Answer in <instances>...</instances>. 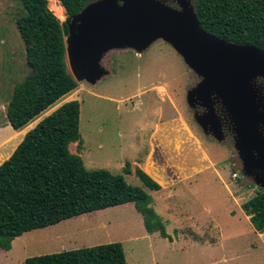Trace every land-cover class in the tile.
Instances as JSON below:
<instances>
[{"label":"rangeland","instance_id":"1","mask_svg":"<svg viewBox=\"0 0 264 264\" xmlns=\"http://www.w3.org/2000/svg\"><path fill=\"white\" fill-rule=\"evenodd\" d=\"M103 1L124 7L135 0H90V4ZM151 1L177 12L195 14L193 0ZM47 8L59 24L66 23L65 10L58 1L47 0ZM22 12L19 0H0V123L5 121L3 110L11 99L14 86L29 73L25 46L16 26V18ZM100 64L107 74L96 85L73 79L77 84L74 93L65 95L46 109L34 119V124L69 100H77L80 102L79 130L83 144L79 150L76 144H70L71 153L80 156L87 170L122 175L129 185L143 189L154 198V192L146 189L134 174H124L123 169L127 164L130 171L141 168V165L133 166L132 161L143 160L148 151V147L144 148L146 131H138L141 124L160 121L156 115L158 107H161L162 115L169 118L175 115L169 106L160 104L154 94L146 91L147 86L157 81H173L167 92L173 96L193 133L202 139L215 165L202 171L197 185L185 187L188 182H183L178 186L183 187L177 191L179 195L166 200L172 199L170 206L173 208H190L200 215L202 222L193 215L191 226L185 223L186 226L181 227L179 225L183 224L172 221L166 223L164 227L169 239H164L158 233H148L142 216L133 203H128L25 232L12 242L9 251H0V264H24L30 257L116 242L122 244L127 264H264V233L254 230L241 207L258 192L264 193V168L262 171L255 168L253 174H247L242 160L236 164L234 155L237 151L226 136L232 130V124L218 100L213 101L214 113L221 123L223 141L217 143L211 134L205 135L196 125L195 116L202 115L207 109L198 101L189 106L186 95L198 86L202 77L163 40H155L140 55L133 50H110ZM67 72L70 73L69 69ZM250 83L257 87L255 105L264 111V78L254 77ZM256 131L264 142V117L256 123ZM144 138L142 147L140 141ZM14 144L7 152H2L4 157ZM170 151L177 155L173 148ZM184 151L188 149L184 148ZM185 155L187 153L182 154ZM253 156L258 160L256 151ZM166 192L169 191L164 190Z\"/></svg>","mask_w":264,"mask_h":264},{"label":"trees","instance_id":"2","mask_svg":"<svg viewBox=\"0 0 264 264\" xmlns=\"http://www.w3.org/2000/svg\"><path fill=\"white\" fill-rule=\"evenodd\" d=\"M70 19L90 0H56ZM16 26L25 46L29 73L12 91L6 121L20 129L65 95L76 82L65 64V24L47 8V0H19ZM200 28L207 34L264 51V0H194ZM69 98V97H68ZM71 99V98H70ZM69 100V99H67ZM66 100V101H67ZM80 103L71 100L41 119L0 165V250L9 251L23 233L107 208L133 203L146 231L169 239L152 198L122 175L87 170L69 146L82 147ZM34 121L30 127L33 126ZM123 173L130 175L127 164ZM134 175L149 191L160 185L140 168ZM254 230L264 233V193L241 205ZM24 264H127L121 243L85 247L25 259Z\"/></svg>","mask_w":264,"mask_h":264},{"label":"water","instance_id":"3","mask_svg":"<svg viewBox=\"0 0 264 264\" xmlns=\"http://www.w3.org/2000/svg\"><path fill=\"white\" fill-rule=\"evenodd\" d=\"M65 24L67 70L75 81L91 85L107 74L100 62L110 50H133L140 55L155 40L172 45L186 65L202 77L198 86L187 92L186 101L189 106L198 101L207 109L195 116L204 134H211L218 142L224 139L214 113L213 101L218 100L237 133L235 148L244 171L253 174L255 168L263 170L264 142L256 123L264 111L255 105L257 87L250 81L257 76L264 78V51L215 38L200 28L196 14L177 12L151 0H135L124 7L105 1L89 3ZM3 112L6 116L8 105Z\"/></svg>","mask_w":264,"mask_h":264},{"label":"crops","instance_id":"4","mask_svg":"<svg viewBox=\"0 0 264 264\" xmlns=\"http://www.w3.org/2000/svg\"><path fill=\"white\" fill-rule=\"evenodd\" d=\"M170 86H173V81L171 83L157 81L151 83L146 88V91L148 90L154 94L160 104L169 106L175 112V115L170 118L167 115H162L160 111L161 107H158L159 110L156 111V115L157 119L161 120L156 121L155 124H148L146 122L141 124L138 131H146V134H143L147 135V145L144 148L148 147V151L143 160H139L138 163L132 161V165L135 167L141 165L140 169L160 185L159 191H151L154 192L155 199L151 196L152 202L150 207L161 218L163 224L172 221L183 224L179 226L184 227L186 225L191 226V222L194 221L193 215L198 216L197 220L200 222H202V218L199 217V214L193 213L190 208L183 209L182 207V210H179L176 207H171L170 201L172 199L166 200V198L177 197L179 195L177 191L183 188L178 186H181L183 182H188L185 187L197 185L202 171L214 168L215 164L204 147L202 139L193 133L191 127L180 114L173 96L167 92ZM164 117L168 119L164 120ZM33 121L16 130L6 121L5 116V121L0 123V158L4 157L3 151L7 152V148L11 144H15L12 145L11 152L5 155L3 159H0V165L12 155L26 133L34 128L35 124L31 127L29 126ZM196 125L203 132L197 123ZM215 141L221 143L217 140ZM140 143L143 147L145 138ZM171 148L177 154L176 156L173 153L171 154ZM184 148L188 149V151H184ZM183 153H187V155L182 156ZM131 174H134V169L132 168ZM164 190L169 192L164 193ZM179 207L177 206V208ZM246 217L249 221V217L247 215ZM185 223L186 225H184Z\"/></svg>","mask_w":264,"mask_h":264},{"label":"flooded vegetation","instance_id":"5","mask_svg":"<svg viewBox=\"0 0 264 264\" xmlns=\"http://www.w3.org/2000/svg\"><path fill=\"white\" fill-rule=\"evenodd\" d=\"M193 2H194V0H193ZM66 14V13H65ZM67 16V15H66ZM67 19L68 20H70L68 17H67ZM66 25V24H65ZM67 26V25H66ZM68 28V27H67ZM68 32V31H67ZM68 34V33H67ZM67 34L65 35V36H67ZM64 36V37H65ZM109 64V63H108ZM227 139L228 140H230L232 143H233V145H234V148H235V145L237 144V140H238V137H237V133H236V131H234V129L233 130H231L229 133H227ZM235 150H236V148H235ZM237 151V153L234 155V158H235V161H236V164H238L239 162H240V160H241V158H240V155H239V153H238V150H236Z\"/></svg>","mask_w":264,"mask_h":264},{"label":"built area","instance_id":"6","mask_svg":"<svg viewBox=\"0 0 264 264\" xmlns=\"http://www.w3.org/2000/svg\"><path fill=\"white\" fill-rule=\"evenodd\" d=\"M234 177H236V175H234Z\"/></svg>","mask_w":264,"mask_h":264}]
</instances>
